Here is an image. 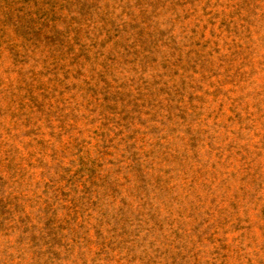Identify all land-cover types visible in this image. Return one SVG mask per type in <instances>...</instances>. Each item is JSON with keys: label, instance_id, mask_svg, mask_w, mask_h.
Instances as JSON below:
<instances>
[{"label": "rangeland", "instance_id": "obj_1", "mask_svg": "<svg viewBox=\"0 0 264 264\" xmlns=\"http://www.w3.org/2000/svg\"><path fill=\"white\" fill-rule=\"evenodd\" d=\"M0 264H264V0H0Z\"/></svg>", "mask_w": 264, "mask_h": 264}]
</instances>
